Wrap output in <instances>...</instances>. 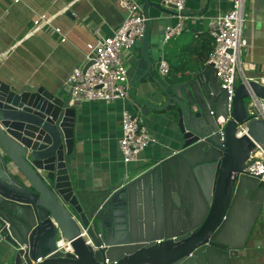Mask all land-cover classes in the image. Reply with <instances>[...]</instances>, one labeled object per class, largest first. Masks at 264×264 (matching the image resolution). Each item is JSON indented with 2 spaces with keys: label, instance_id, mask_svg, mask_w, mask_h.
Here are the masks:
<instances>
[{
  "label": "water",
  "instance_id": "water-1",
  "mask_svg": "<svg viewBox=\"0 0 264 264\" xmlns=\"http://www.w3.org/2000/svg\"><path fill=\"white\" fill-rule=\"evenodd\" d=\"M139 5L147 19L129 79L132 113L164 110L175 147L141 171L100 188L81 187L72 170L79 101L71 90L0 78V264H251L264 258L255 227L264 179L244 172L250 152L264 144V119H249L244 97L252 92L264 99V86L253 79L236 84L221 137L216 118L227 114V94L215 68L205 63L158 78L164 19L175 11L161 0ZM145 79L154 82L151 97L159 103L136 94Z\"/></svg>",
  "mask_w": 264,
  "mask_h": 264
},
{
  "label": "crops",
  "instance_id": "crops-1",
  "mask_svg": "<svg viewBox=\"0 0 264 264\" xmlns=\"http://www.w3.org/2000/svg\"><path fill=\"white\" fill-rule=\"evenodd\" d=\"M135 1L140 4L142 0ZM230 6L231 0H186L189 17L183 31L164 43L157 65L164 59L169 71L163 75L157 68L158 78L176 77L204 65L213 46L206 22ZM67 11L71 14L67 15ZM148 11L150 17L156 13L153 7ZM41 13H45L44 22L40 21ZM126 15L120 0H0V78L19 85L66 90V77L73 66L82 62L86 42L96 35H110ZM175 21L173 16L164 19L165 26ZM153 32L156 36V26ZM242 35L247 45L241 58L244 64L254 63V67L245 68L246 75L264 74V0H246ZM139 57V43L124 54L129 79ZM154 88V82L145 79L135 92L140 98L159 103L151 97ZM125 109L135 111L129 97L112 102L79 101L72 170L81 187L100 188L134 168L141 171L175 147L174 127L164 110L139 113L137 116L156 141L147 145L139 161L123 163L118 139ZM255 227L262 243L257 251H262L264 206ZM251 264H264V258Z\"/></svg>",
  "mask_w": 264,
  "mask_h": 264
},
{
  "label": "built area",
  "instance_id": "built-area-1",
  "mask_svg": "<svg viewBox=\"0 0 264 264\" xmlns=\"http://www.w3.org/2000/svg\"><path fill=\"white\" fill-rule=\"evenodd\" d=\"M167 6H173L176 21L165 26L163 42L179 35L189 17L184 12L186 0H161ZM127 15L110 35H96L86 42L84 57L80 64L72 67L66 77V86L71 90L73 100H100L112 102L128 98L129 76L124 61L125 52L132 49L143 36L146 17L135 0H120ZM246 0H231L229 9L214 16L206 22L208 35L212 38V49L206 63L212 64L216 70L221 88L227 94V114L216 118V132L223 136L224 127L232 118V105L236 84L248 83L250 79L264 86V74L249 77L245 73L248 66L244 64L241 55L247 45V39L242 35L245 20ZM40 21H45V13L39 14ZM91 62L88 66L86 64ZM86 66V67H85ZM159 72L166 75L169 71L166 60L160 59ZM249 119H264V99L250 92L246 103ZM245 123V122H244ZM244 123L237 124V136L244 133ZM121 135L118 139L119 151L125 164L137 162L143 150L156 139L152 136L139 116H134L127 109L121 113ZM244 172L264 179V144H256L245 162ZM68 249V248H66Z\"/></svg>",
  "mask_w": 264,
  "mask_h": 264
},
{
  "label": "rangeland",
  "instance_id": "rangeland-1",
  "mask_svg": "<svg viewBox=\"0 0 264 264\" xmlns=\"http://www.w3.org/2000/svg\"><path fill=\"white\" fill-rule=\"evenodd\" d=\"M244 101H245V103H248L249 97H244Z\"/></svg>",
  "mask_w": 264,
  "mask_h": 264
},
{
  "label": "flooded vegetation",
  "instance_id": "flooded-vegetation-1",
  "mask_svg": "<svg viewBox=\"0 0 264 264\" xmlns=\"http://www.w3.org/2000/svg\"><path fill=\"white\" fill-rule=\"evenodd\" d=\"M264 206V205H263ZM262 210H263V208H262ZM262 210H261V213H262Z\"/></svg>",
  "mask_w": 264,
  "mask_h": 264
}]
</instances>
